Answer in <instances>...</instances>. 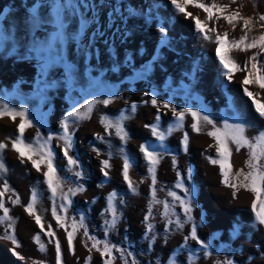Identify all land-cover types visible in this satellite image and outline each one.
<instances>
[{
  "label": "rangeland",
  "instance_id": "obj_1",
  "mask_svg": "<svg viewBox=\"0 0 264 264\" xmlns=\"http://www.w3.org/2000/svg\"><path fill=\"white\" fill-rule=\"evenodd\" d=\"M200 2L227 5L225 14L238 11L251 17L249 41L264 33V22L259 21L264 15V0ZM57 5H63V28L55 23ZM186 11L202 21L207 16L191 5ZM206 26L215 29L207 40L196 30L193 19L178 12L171 0H0V104L25 110L32 125L25 130L26 142L44 144L49 136L53 138L45 146L53 152L62 191L77 185L84 188L70 194V203L61 211L60 190L53 198L44 181L45 165L37 171L12 149L19 134V117L15 121L7 115L0 117V143L6 145L0 151L4 165L0 191L6 183L9 191L2 199L12 224L8 229V221L0 223V264H56L57 240L62 264H85L89 257L88 264H103L105 258L91 247L85 228L90 236L113 246V264H132L133 260L136 264H168L170 258L176 264H224L229 260L232 264H264V225L258 223L252 209L253 193L226 186L219 164L210 163L220 159L215 139L207 134L212 125L201 121L200 131H194L191 115L186 114L181 123L163 107L167 103L177 111L201 112L217 128L226 122L243 123L249 138L264 131V119L244 93L245 73L237 72L229 79L216 55V35L227 32L229 41L239 39L244 34L241 23L233 30L223 18L214 16ZM258 52L232 50L227 55L243 67ZM258 61L264 62V53L258 55ZM247 87L264 102V90L255 84ZM105 99L110 103L95 104L87 118H70L69 154L79 167L69 166L63 141L58 139L63 134L61 121L74 108L83 111L88 101ZM153 99L158 101L156 106ZM121 113L128 117L122 122L126 141H121L114 129L105 131L101 123L102 117L115 120ZM152 127L164 134L162 142L153 135ZM170 128L175 130L169 133ZM141 145L158 153L154 185ZM229 148L232 174L247 171L248 149L237 152L232 144ZM125 158L135 192L123 178ZM104 160L110 165L107 177L101 171ZM76 171L80 178L73 174ZM178 183L189 190V222H185L187 216L180 207V200L187 201L189 196ZM33 190L37 193L35 212L44 231L25 211ZM113 192L117 194L113 201L117 220L106 236L105 220L112 219L106 211L107 197ZM169 192L180 200H174ZM17 198L18 204L14 203ZM163 203L169 205L167 215H163ZM53 206L66 227L57 224ZM81 220L84 228H78L69 250L67 232L72 231L74 221ZM148 224L153 226L152 232L147 231ZM49 226L55 238L45 234ZM193 227L206 249L190 238ZM6 235H13L19 247L13 248ZM37 236L44 251L34 240ZM185 237H189L187 241Z\"/></svg>",
  "mask_w": 264,
  "mask_h": 264
},
{
  "label": "snow or ice",
  "instance_id": "obj_2",
  "mask_svg": "<svg viewBox=\"0 0 264 264\" xmlns=\"http://www.w3.org/2000/svg\"><path fill=\"white\" fill-rule=\"evenodd\" d=\"M173 6L176 10L180 13H183L185 17H191L193 19L194 25L196 30L201 33L204 39H210L208 35L209 32L215 31L214 28H207V21H210L215 18L217 20L223 18L230 26H232L233 30H235L237 23H241V31L244 33L239 37V39H233L231 41L228 40V33L225 32L222 35L218 34L215 37V43L217 44L216 47V55L219 58L220 64L225 69L224 75H226L229 79L237 72H244V78L242 80V84L246 87L244 88V93L249 99L252 100V104L255 108L256 113L259 115L261 119H264V102H261L256 98V94L248 90L249 85L255 84L260 89L264 90V62L258 61V55L260 53H264V33L259 36L252 38L250 41L248 39V34L253 30V20L251 17H243L239 14L238 11L231 12L229 14H225L228 11V6L224 5H217L215 3L208 5L200 0H171ZM234 3L235 0H232ZM191 5L192 7L201 9L203 12L207 14L205 20H201L199 17H195L192 13L187 12L186 8ZM57 14L55 23L58 27L63 28V21L61 19L60 9L63 5H57ZM259 21L264 22V15L259 16ZM261 28H264V23H261ZM161 33H164V29H160ZM251 49H259V52L253 54L249 57L248 61L245 62L244 66L241 67L235 60L231 59L230 56L227 55L228 52L232 50H239V51H248ZM97 103H103L107 106L110 101L105 99L101 101L90 100L87 104L83 105V111L81 108H74L73 110L68 112L67 117L65 120L61 121V127L63 129V134L58 137V139L63 141V154L67 158L69 166L79 167L77 164L76 159L70 156V150L72 148V138H71V130L69 127V120L70 118H74V120L85 119L89 116L92 107ZM153 106L158 104L156 99L152 100ZM133 111L135 110V105L132 106ZM164 108L169 109L172 111L173 116L178 122H183L184 117L186 114L191 115L193 123L191 127L194 131H200V122L203 121L204 124L212 125L213 130L208 132L207 134L213 137L216 141V152L217 155L220 157L219 160L212 159L210 163L212 164H219L220 173L223 177L222 183L226 186H229L233 189L243 188L246 191H250L253 193L255 199L252 202V209L256 212V219L260 225H264V131L259 132L258 135L249 138L245 135L246 127L243 123H225L222 128H217L211 119L207 115H202L201 112L196 111H188L186 113L185 110L177 111L175 108L171 107L169 104L165 103L163 105ZM9 116L13 121L19 117V124H18V136L12 141V149L18 154L21 160L27 159L31 162L32 167L35 168L37 171L41 170V165H45L46 171L43 172L44 181L50 190L52 197L55 198L57 196L58 190H60V199L62 201L60 210L64 211L65 206L70 203L68 197L69 195H75L76 192L84 191L83 186L77 185L75 188H69L68 192L62 191V181L60 177L57 176V169L53 166V152L50 148L46 147L45 145L51 141L53 138L49 136L47 141L44 144H34L32 142H26L24 139V133L26 128H30L31 122L26 118V112L22 108L20 110L11 109L6 104H0V117L2 116ZM128 117L121 113L118 118L115 120H110L105 117L101 118V123L104 125L105 131L110 129H114L116 135L119 136L121 141H126L128 138V134L123 127V120L127 119ZM157 121H159L160 117H156ZM74 122V121H73ZM153 135L157 136L158 140L161 142L165 139L164 134L158 131L157 127H152ZM175 129H169L168 132L171 133ZM37 136H39V132H37ZM185 146L187 143V135L184 137ZM229 144L235 145V150L239 152L241 148L248 149V160L245 162V167L248 169L244 171L243 169L236 171L232 174L231 165L229 163V157L231 156V149L229 148ZM162 146V145H161ZM6 147L5 144L0 143V151L4 150ZM140 151L144 154L145 159L147 160L149 167V173L152 175L153 185L155 184V165L158 163V153L155 150H148L144 145L140 146ZM99 154V153H97ZM36 157V158H34ZM173 164L175 165V159L173 160ZM110 167L107 160L102 161V168L101 171L104 172L105 177H107L108 172L106 169ZM129 161L127 158L124 160L123 165V178L124 181L128 184V187L131 191L135 192V188L129 178L128 171H129ZM0 171H4V165L0 163ZM77 178H80L81 173L76 171L73 173ZM231 174V179H230ZM177 187H181L186 196H189V190L183 188V185L178 183ZM9 191L8 185L5 183L3 185V191H0V209L3 210V217L0 218V223H4L8 221V229L12 228L11 224V217L9 216V210L4 207L3 202V195L4 192ZM116 193H110L107 197L108 200V208L106 209L112 216L111 220H105L106 231L105 235L107 236V229L114 228L116 225L117 220V213L116 208L113 205V201L116 198ZM169 196H171L174 200H180L179 197L175 195L174 192H169ZM235 195V193H234ZM37 199V193L35 190L32 192L31 201L25 208V211L30 216L35 217V222L37 225L40 226L41 231H44V226L41 223V217L36 214L35 212V203ZM153 199H155V192L153 191ZM14 203H19V198H17ZM156 203H161L160 201H156ZM257 204H259V211L257 212ZM180 207L187 216V220L185 222H189L192 220L191 216V198L187 201L180 200ZM169 208L168 203H163V215H167V210ZM149 215L151 214V206L149 207ZM53 217L56 219V222L61 227H66V225L62 222L61 216L57 215L56 207L53 206L52 209ZM149 216L146 215L144 217L145 222H147ZM168 223H173V221L169 220ZM176 226L178 228L182 227V224L179 219L175 221ZM72 231L67 232V239H68V247L69 250L72 249V241L74 235L78 228H84L83 220L79 223L73 222L71 224ZM167 231V229H165ZM147 231L152 232L153 226L151 224L147 225ZM48 236H52L55 238V234L49 226L48 230L45 233ZM84 235L88 236V238L92 241L91 247L98 251L102 258H105L103 264H113L115 257L112 255L113 246H110L107 241H100L95 239V237L90 236L88 230L84 229ZM190 238L195 240L197 244L201 245L202 249H206L207 245H205L197 236L196 228L193 227L190 232ZM7 239H10L13 245V248L19 247L15 237L13 235H6ZM189 237H185V241H187ZM36 243L39 244V237H34ZM152 240H155V236H152ZM102 245V247H101ZM40 251H44V245L39 244ZM183 247V246H182ZM56 250V264H62L61 260V247L60 242L57 240L55 244ZM117 252H121L120 248L115 249ZM208 252L205 250L204 255L207 257ZM131 255V253H129ZM123 258V254H122ZM91 258L89 257L88 260ZM88 260L85 261V264H88ZM126 264V262H125ZM132 264H136L135 260H133ZM168 264H176L175 259L170 258ZM224 264H232V261H225Z\"/></svg>",
  "mask_w": 264,
  "mask_h": 264
}]
</instances>
